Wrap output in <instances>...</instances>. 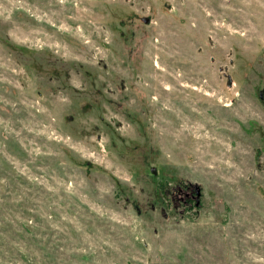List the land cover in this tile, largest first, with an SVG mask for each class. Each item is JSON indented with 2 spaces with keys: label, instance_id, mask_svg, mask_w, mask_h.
Listing matches in <instances>:
<instances>
[{
  "label": "rangeland",
  "instance_id": "obj_1",
  "mask_svg": "<svg viewBox=\"0 0 264 264\" xmlns=\"http://www.w3.org/2000/svg\"><path fill=\"white\" fill-rule=\"evenodd\" d=\"M0 264H264V0H0Z\"/></svg>",
  "mask_w": 264,
  "mask_h": 264
},
{
  "label": "water",
  "instance_id": "obj_2",
  "mask_svg": "<svg viewBox=\"0 0 264 264\" xmlns=\"http://www.w3.org/2000/svg\"><path fill=\"white\" fill-rule=\"evenodd\" d=\"M194 193H195V196H196V197H197L198 194H199V193H198V188H197L196 186L194 187Z\"/></svg>",
  "mask_w": 264,
  "mask_h": 264
}]
</instances>
